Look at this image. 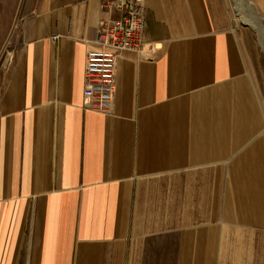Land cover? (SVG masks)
<instances>
[{
	"label": "crops",
	"instance_id": "1",
	"mask_svg": "<svg viewBox=\"0 0 264 264\" xmlns=\"http://www.w3.org/2000/svg\"><path fill=\"white\" fill-rule=\"evenodd\" d=\"M145 3L112 114L84 105L101 0L24 21L0 93V264H264L260 34L228 0Z\"/></svg>",
	"mask_w": 264,
	"mask_h": 264
},
{
	"label": "built area",
	"instance_id": "2",
	"mask_svg": "<svg viewBox=\"0 0 264 264\" xmlns=\"http://www.w3.org/2000/svg\"><path fill=\"white\" fill-rule=\"evenodd\" d=\"M97 48L87 52L84 70L85 107L112 114L118 60L123 51L140 52L144 44L145 0H101Z\"/></svg>",
	"mask_w": 264,
	"mask_h": 264
},
{
	"label": "rangeland",
	"instance_id": "3",
	"mask_svg": "<svg viewBox=\"0 0 264 264\" xmlns=\"http://www.w3.org/2000/svg\"><path fill=\"white\" fill-rule=\"evenodd\" d=\"M237 1L238 4H242L241 0ZM38 2L39 0H0V93L9 68L24 46V21L33 14ZM234 5L233 0H228V6L234 11L233 28L240 29L244 26L252 28L250 26L252 24L245 21L248 20L247 17H251V7L243 4L236 13L238 6ZM262 23L264 25V21ZM252 29L257 34V31Z\"/></svg>",
	"mask_w": 264,
	"mask_h": 264
},
{
	"label": "bare ground",
	"instance_id": "4",
	"mask_svg": "<svg viewBox=\"0 0 264 264\" xmlns=\"http://www.w3.org/2000/svg\"><path fill=\"white\" fill-rule=\"evenodd\" d=\"M242 1L245 3V5L251 7L252 3L250 0H242ZM251 9H252L251 17H249V18L247 17V18L251 22V24L257 29V31L259 32L260 37H261V43H262V46L264 49V25L262 23L260 15L257 13V11L253 10L252 7H251Z\"/></svg>",
	"mask_w": 264,
	"mask_h": 264
}]
</instances>
